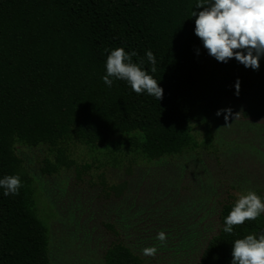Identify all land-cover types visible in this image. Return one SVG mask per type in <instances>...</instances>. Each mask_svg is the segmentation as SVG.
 <instances>
[{"label": "trees", "instance_id": "1", "mask_svg": "<svg viewBox=\"0 0 264 264\" xmlns=\"http://www.w3.org/2000/svg\"><path fill=\"white\" fill-rule=\"evenodd\" d=\"M196 2L0 0V177L15 174L22 182L16 195L4 196L0 189V264H53L50 229L34 198L35 177L16 143L45 147L52 155L44 157L42 174L75 166L72 147L82 145L90 151L102 146L105 160L99 163L129 176L133 167L207 147L208 138L200 143L194 128L208 126L227 98L243 105L244 118L264 120V56L255 70L234 57L225 63L210 56L193 31ZM117 47L136 52L133 62H142L162 88L158 101L135 93L123 80L104 84L106 56ZM147 51L156 60L155 71ZM127 185L124 179L115 191ZM251 191L264 200L263 189ZM235 201L229 196L219 203L216 229L197 240L201 248L192 264H230L235 239L264 234V213L234 225L232 234L223 232ZM119 225L123 230L105 224L114 237L103 264H163L193 243L167 240L168 233L160 240L161 233L142 231L141 222Z\"/></svg>", "mask_w": 264, "mask_h": 264}, {"label": "rangeland", "instance_id": "2", "mask_svg": "<svg viewBox=\"0 0 264 264\" xmlns=\"http://www.w3.org/2000/svg\"><path fill=\"white\" fill-rule=\"evenodd\" d=\"M225 108L231 109L227 121L221 112L212 116L208 126L194 128L200 143L208 138L207 147L133 167L129 176L118 167L99 163L105 160L102 146L90 151L82 145L72 147V158L78 168L88 164L89 169L77 173L72 166L42 174L44 157L52 159V155L45 147L16 143V151L35 177L34 198L38 216L50 229L53 264H103V251L114 237L105 224L123 230L122 222H141L142 231L168 233L165 239L175 243L193 239L189 251L182 249L181 256L163 263L192 264L201 248L197 240L216 229L219 203L229 196L237 200L249 190L264 191V120L244 118L243 105L232 98L219 109ZM124 179L127 188L116 192Z\"/></svg>", "mask_w": 264, "mask_h": 264}, {"label": "clouds", "instance_id": "3", "mask_svg": "<svg viewBox=\"0 0 264 264\" xmlns=\"http://www.w3.org/2000/svg\"><path fill=\"white\" fill-rule=\"evenodd\" d=\"M194 16V34L200 39L207 53L218 62H227L235 58L245 67L253 70L259 67V59L264 56V0H197ZM136 55L133 50L126 52L117 47L109 51L105 59V74L101 77L106 86H111L113 79L125 81L137 94L146 93L157 101L162 97V88L141 64L131 59ZM148 62L155 71L156 60L151 51L145 53ZM235 94L239 92V81L234 84ZM223 112L227 121L231 109H217L216 115ZM22 186L19 175L0 177V189L3 195H16ZM264 213V200L254 191L241 194L229 213L224 217L223 232L232 234L233 226L245 220H256ZM163 240V233L158 234ZM156 249H146V254H153ZM230 264H264V234H247L232 242Z\"/></svg>", "mask_w": 264, "mask_h": 264}]
</instances>
